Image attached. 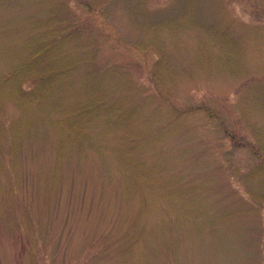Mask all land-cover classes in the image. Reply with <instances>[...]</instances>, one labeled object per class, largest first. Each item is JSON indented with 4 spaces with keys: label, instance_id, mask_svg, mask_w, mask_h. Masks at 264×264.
<instances>
[{
    "label": "rangeland",
    "instance_id": "1",
    "mask_svg": "<svg viewBox=\"0 0 264 264\" xmlns=\"http://www.w3.org/2000/svg\"><path fill=\"white\" fill-rule=\"evenodd\" d=\"M0 264H264V0H0Z\"/></svg>",
    "mask_w": 264,
    "mask_h": 264
},
{
    "label": "trees",
    "instance_id": "2",
    "mask_svg": "<svg viewBox=\"0 0 264 264\" xmlns=\"http://www.w3.org/2000/svg\"><path fill=\"white\" fill-rule=\"evenodd\" d=\"M38 55H39V54H38V51H36V52L33 53V57H36V56H38ZM80 108H81L80 111H83L84 108H86V107L82 105ZM206 110H207V109H206ZM209 112H210V110H209ZM210 114L212 115L213 112H211ZM210 117H212V116H210Z\"/></svg>",
    "mask_w": 264,
    "mask_h": 264
}]
</instances>
